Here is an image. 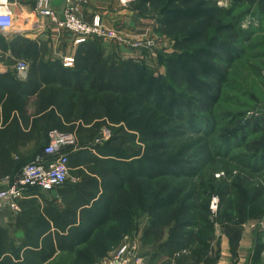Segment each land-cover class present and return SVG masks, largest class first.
Wrapping results in <instances>:
<instances>
[{"label": "rangeland", "instance_id": "1", "mask_svg": "<svg viewBox=\"0 0 264 264\" xmlns=\"http://www.w3.org/2000/svg\"><path fill=\"white\" fill-rule=\"evenodd\" d=\"M172 1L178 18L144 19L132 35L101 17L118 34L92 40L87 53L91 78H126L125 87L110 90L63 71L48 57L50 36L30 31L36 19L25 27L19 21L29 30L17 37L28 70L60 76L69 93L68 121L55 129L76 130L80 139L84 131L82 142L91 137L106 149L85 165L81 180L69 174L65 186L39 193L19 212H0V264H100L123 242H136L142 264H214L216 253L200 261L192 250L245 231L264 244V217H249L250 206L264 209V0ZM9 39L0 36V43ZM113 98L140 99L149 130L110 124L104 108ZM73 120L95 123L83 129ZM103 202L110 220L73 252L46 259L37 239L44 232L36 224L40 212L53 207L83 228V210Z\"/></svg>", "mask_w": 264, "mask_h": 264}, {"label": "crops", "instance_id": "2", "mask_svg": "<svg viewBox=\"0 0 264 264\" xmlns=\"http://www.w3.org/2000/svg\"><path fill=\"white\" fill-rule=\"evenodd\" d=\"M172 2V0H136L123 6L117 0H79L78 12L87 21L94 14L100 15L104 19L118 20L124 24V30L132 35L134 33H131V29H134L133 32L140 30L144 25V19L166 17L168 12L178 11L175 6L170 7L168 5ZM33 7L34 0H18L17 5L13 8L15 22L18 25L21 20L23 27H25L30 16L37 19L39 25L33 23L30 31H33V34H47L50 36L48 46L50 54L48 57L50 61H57L58 64L56 65H59L61 55L71 52L68 47L69 38L66 39L67 36L62 34L60 36L56 33L53 25L49 24L48 18L35 17ZM63 7V0H53L51 2V8L58 16L61 15ZM22 29L26 30L25 28ZM21 35H23L22 32L7 35L0 33V36L10 38L7 43H0V179L17 176L24 164L33 162L38 157L43 156L42 149L48 140V131L55 127L58 121L61 120L62 123L65 120L68 121L67 101L61 102V105H56L50 98L51 90H55L57 94L62 91L59 90L61 86L58 85L61 84L60 76L36 74L30 69L22 76L16 71L17 62L25 57L22 54L21 44L17 39ZM25 61L29 66L27 59ZM55 83L58 86H54ZM57 108L61 112L63 111V114H58ZM72 123L83 129H92L95 120L87 123L81 122V124L79 120H73ZM66 126H69V123ZM83 132H81V139L85 137ZM70 133L76 136L77 143L73 149H64L69 156V174L76 175L78 176L77 179L81 180L85 172V165L94 163L95 160L102 159V157L97 148L98 145L91 137L82 142L79 136L80 133H77L76 130ZM79 161H85L86 164L79 165L81 163ZM91 175L93 178L99 177L94 172ZM54 190L50 192H43L38 189L31 190L26 198L21 201L20 210L21 207L32 203L34 199L38 198L39 193L48 194ZM66 192L64 197L67 199L69 189ZM248 234L245 231L240 238H214L208 240L210 246L208 256L216 253L217 258L214 264H254L252 262L254 246L260 241ZM263 257L264 251L260 254V261L256 264H261Z\"/></svg>", "mask_w": 264, "mask_h": 264}, {"label": "built area", "instance_id": "3", "mask_svg": "<svg viewBox=\"0 0 264 264\" xmlns=\"http://www.w3.org/2000/svg\"><path fill=\"white\" fill-rule=\"evenodd\" d=\"M53 0H34L33 15L46 17L60 36L69 38L71 52L61 55L63 67L71 68L74 64L76 48L89 39L112 40L116 38L117 31L110 23L105 22L101 16L94 14L89 22L78 15L76 0H63V10L58 16L51 8ZM99 1V0H96ZM124 3L126 0H120ZM18 0H0V33L15 34L24 32L15 22L13 8ZM35 25H39L35 20ZM28 70V63L20 60L16 64V71L24 76ZM264 77V70L261 72ZM48 142L42 150L41 157L35 161L24 164L17 176L0 179V212L3 210L17 213L20 211V202L27 194L38 189L50 192L63 186L69 179L68 154L64 149H73L77 143L73 133L60 132L52 129L47 134ZM98 141H96L97 143ZM74 181V180H73ZM216 198L211 199L210 208L215 209ZM100 264H142V257L138 253L136 242H123L113 249Z\"/></svg>", "mask_w": 264, "mask_h": 264}, {"label": "trees", "instance_id": "4", "mask_svg": "<svg viewBox=\"0 0 264 264\" xmlns=\"http://www.w3.org/2000/svg\"><path fill=\"white\" fill-rule=\"evenodd\" d=\"M179 13L180 10L178 8V11L168 12L165 18H178ZM92 40L98 39H89L76 48L74 52L73 67L66 68L63 67L60 63V68L65 72L73 71L77 80L90 82L92 87H96V89L101 88L110 90L112 88L117 89L125 87V85L127 84L126 78L120 75H113L107 79L97 77L91 78L94 71L90 64V58L88 56L87 49L89 48V46H91ZM63 88H59V90L62 91H59L60 93L58 94L55 90L50 91V98H52V102L56 105H61L60 103L64 102L65 100L68 104L70 100V96L68 91L66 90V87L63 86ZM141 106L142 102L140 99H130V101H127L126 103H121L118 98H113L112 100L107 102L104 108V118L112 125H123L124 128L130 133L143 134L149 130L151 123L150 119L147 117V112ZM52 129H55V127H52ZM97 148L99 149V153L106 149V147L104 146H98ZM107 159L111 160L112 157ZM95 161H100V159H97ZM79 162H81L79 163V165L86 164L85 161ZM67 183L68 181L63 186H65ZM110 217V206L107 202H103L92 210H83L82 220L85 226L83 228H77L74 227L71 222H67L59 218L56 215L53 207L44 208L36 219V224L40 227L41 232L44 231L41 234L42 238H37L39 249L44 253L46 259H50L58 252H73L76 246L87 243L91 239L94 230L99 226L105 225L110 220ZM249 217L251 219H260L264 217V209H261L258 206L254 205L250 206ZM209 248L210 246L208 244V241H204L201 243L199 248H195L192 250V254L200 261L207 259L209 260ZM263 251L264 244L257 242L254 246V251L252 254V262L254 264L260 261V254Z\"/></svg>", "mask_w": 264, "mask_h": 264}, {"label": "water", "instance_id": "5", "mask_svg": "<svg viewBox=\"0 0 264 264\" xmlns=\"http://www.w3.org/2000/svg\"><path fill=\"white\" fill-rule=\"evenodd\" d=\"M4 35H7V34H4Z\"/></svg>", "mask_w": 264, "mask_h": 264}]
</instances>
